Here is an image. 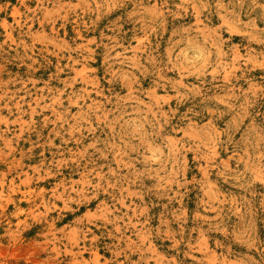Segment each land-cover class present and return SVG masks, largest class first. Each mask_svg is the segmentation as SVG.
Here are the masks:
<instances>
[{
  "label": "rangeland",
  "instance_id": "1",
  "mask_svg": "<svg viewBox=\"0 0 264 264\" xmlns=\"http://www.w3.org/2000/svg\"><path fill=\"white\" fill-rule=\"evenodd\" d=\"M0 264H264V0H0Z\"/></svg>",
  "mask_w": 264,
  "mask_h": 264
},
{
  "label": "clouds",
  "instance_id": "2",
  "mask_svg": "<svg viewBox=\"0 0 264 264\" xmlns=\"http://www.w3.org/2000/svg\"><path fill=\"white\" fill-rule=\"evenodd\" d=\"M161 163L163 164V163H165V161H161Z\"/></svg>",
  "mask_w": 264,
  "mask_h": 264
}]
</instances>
